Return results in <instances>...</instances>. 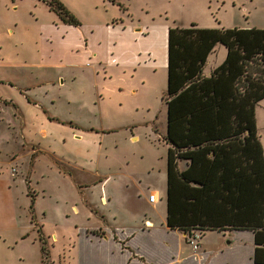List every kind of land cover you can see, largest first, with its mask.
I'll use <instances>...</instances> for the list:
<instances>
[{
	"label": "rangeland",
	"instance_id": "1",
	"mask_svg": "<svg viewBox=\"0 0 264 264\" xmlns=\"http://www.w3.org/2000/svg\"><path fill=\"white\" fill-rule=\"evenodd\" d=\"M46 1L0 0V264H158L162 250L164 262L175 254L188 256L181 264H193L192 237L198 251L208 244L203 264H252L243 243L239 258L227 263L215 230L183 236L164 228L162 97L169 27L264 28V0H58L79 19L76 27L61 23ZM65 27L72 31L66 34ZM112 43L122 44L121 52ZM254 118L264 148V99ZM111 127L117 130L101 131ZM78 153L76 164L108 175L102 186L65 164L74 165ZM70 172L90 184L80 195L92 198L106 220L88 209L75 215L68 209L76 189L74 177L65 175ZM108 190L112 200L103 203L99 194ZM150 191H158L157 207H149ZM34 193L37 216L29 208ZM146 213L153 231L134 232ZM80 223L106 227L78 231ZM110 227L134 235L129 240L113 229V238L106 234Z\"/></svg>",
	"mask_w": 264,
	"mask_h": 264
},
{
	"label": "trees",
	"instance_id": "2",
	"mask_svg": "<svg viewBox=\"0 0 264 264\" xmlns=\"http://www.w3.org/2000/svg\"><path fill=\"white\" fill-rule=\"evenodd\" d=\"M46 4L61 23L80 25L60 1ZM216 44L226 48L225 58L205 76ZM162 99L166 226L187 236L191 230L251 231L253 261L264 264V154L254 118L264 99V28L169 27ZM40 252L47 256L43 244Z\"/></svg>",
	"mask_w": 264,
	"mask_h": 264
},
{
	"label": "crops",
	"instance_id": "3",
	"mask_svg": "<svg viewBox=\"0 0 264 264\" xmlns=\"http://www.w3.org/2000/svg\"><path fill=\"white\" fill-rule=\"evenodd\" d=\"M64 24V23H63ZM67 25V24H66ZM69 26H72V25H69ZM73 27H76V26H73ZM66 28V34H68L70 31H72V28L70 27H65ZM113 44V43H112ZM90 45L92 46V44L90 43ZM115 46V44H113ZM89 46V43H86L85 44V47L82 48L83 50L84 49H87V47ZM112 46V48L116 51V52H121L122 50V44L120 45H117V46ZM93 49V48H92ZM226 48L222 45V44H216V46L214 47V49L210 52V54H208L207 58H206V62L204 64V67H203V74L205 76H209L212 72V70L218 66L225 58V55H226ZM89 52H91V55L95 56V51L94 50H89ZM89 55V54H88ZM147 56H149V53H147ZM0 83H3V82H0ZM10 85H12V83H10ZM23 91V90H22ZM20 92V91H19ZM24 92V91H23ZM22 93V92H20ZM26 99H31V97H29L27 94L25 93H22ZM33 99V98H32ZM5 100V99H3ZM28 101V100H27ZM36 101V100H35ZM28 103H31L30 101H28ZM16 104V103H15ZM33 105H37L39 108H42L43 112L48 113V111L46 110V108H44L43 106L37 104H33ZM50 120H53V121H57V122H60V123H67V125L71 126V128H76V129H80L81 131H86V130H90V131H97V129L95 128H81L79 126H74L73 123L71 121H62L61 119L57 118L56 116H48ZM151 122V121H150ZM79 127V128H77ZM84 129V130H83ZM154 129V128H153ZM114 130H117L115 127H111L109 129H101L102 132H110V131H114ZM164 134H165V131H164ZM77 137V136H76ZM131 137V140H136V136H133V135H130ZM79 138V137H78ZM162 142L165 143V141L162 139ZM165 152H164V166L162 165V168L165 167V178H166V152H167V148H168V144L165 143ZM105 150L106 147H104ZM264 150V148H263ZM44 152V151H43ZM264 153V152H263ZM80 157V154L78 153V155H74L73 156V159L75 160L74 165H69L67 163H65L67 166H69L68 168H70V170L76 174V170L77 171H80L81 173H83L85 176L87 174H91L93 175L96 180L92 181L90 184L92 185H103V183H105L106 181V178L108 177V175L106 174H103V173H99L97 170L95 171H89L88 168H84L83 166H80L78 164H76V158H79ZM162 156L160 157V162H162L161 160L163 159ZM161 166V165H160ZM185 162L184 161H179V167L180 169H183L185 167ZM63 169V168H62ZM65 174V173H64ZM66 176H69L72 178L73 176V173L70 172V174H65ZM74 186H75V191H72L75 193V202H72L69 204L68 206V209L70 208V211L72 212V214H78L79 213V210L82 209V210H89L91 213H93V215H98L100 216V218L106 220V217L99 212V209L98 207L96 206L95 202H93L92 198L90 197H81V192L85 190V188L87 189L89 187V183H85L83 181H80L76 178V176L74 175ZM166 181V179H165ZM44 192V191H43ZM42 192V193H43ZM165 192H166V184H165ZM68 193V191H67ZM150 194H154L155 195V198L153 200V202H150L149 199H148V204H149V207H157V205L155 203H157L158 199L160 200L159 198V194H158V191H150L148 193V196ZM37 194H33V197H31V200L32 201V206L34 208V213L36 214V208H35V201H36V196ZM112 197H113V194L111 191H106V192H103L102 194H99V199L101 200L102 198V201L103 203H108L109 201L112 200ZM164 200H165V193H164ZM66 206H67V202H66ZM165 208H166V203H165ZM76 212H75V211ZM44 215V214H43ZM37 216V214H36ZM66 216H68V214H66ZM90 216L89 213L86 214V217ZM147 216V213L144 214V217ZM147 223H149L147 225ZM76 227H78V231H82L84 229H87V230H98L100 228H102L103 230H105L104 228L106 227L104 224H101V226L98 227V229H90V228H87L86 226H83V224H75ZM155 227V224L153 222V220L151 219V217H145L143 220H140L139 222V226H136L133 230L134 232H136L137 230H140L141 232H151L153 231V228ZM164 228L167 230L169 229L166 224H165V217H164ZM115 230V235H120V234H125L127 236H130V238H128L129 240L132 238V236L134 235V232H131V231H128V230H123L121 228H118L116 229L115 227L111 228L110 227V231L109 232H106L107 235H110L111 237L114 238V236L111 234V231L112 230ZM169 230H172V229H169ZM177 231V230H176ZM0 232H2V229H0ZM43 232V231H42ZM216 232H219L221 234V237H220V240L223 241V243L218 246L217 248L219 249V252L224 255L225 257V261L228 263L230 260V256H236L237 258H239L238 256V251H241L242 249V243H243V250L246 254H247V260L252 263V264H256L254 261H253V252H254V248H255V243H254V240H253V233L251 231H247V230H236V229H227V230H222V231H216ZM166 233V232H165ZM104 235L102 236L101 238L102 239H106L108 236L107 235ZM182 235L184 233H181ZM94 237H96L97 241H99V236L97 237L96 234L93 235ZM184 236V235H183ZM241 237V239H239ZM99 238V239H98ZM117 238V237H116ZM132 241V240H131ZM238 242H240V244H238ZM191 247V250H192V256L193 255H196L195 256V259H198L197 256H199V260H195L194 259V263L193 264H203V259H206L208 257V253L206 251V248L208 247V244H199L201 245V251H198L197 248H195L192 243H188ZM167 248V246H166ZM170 250L172 251V253H174V250L172 248H170ZM162 253V260L161 262H159L158 264H181L183 261H185V259L188 257H185V258H180L179 256H175L172 255L171 257V260L169 262H164V257H166V254H163L164 250L160 251ZM236 258V259H237ZM166 261V260H165ZM211 263V262H210ZM209 263V264H210ZM188 264H192V263H188Z\"/></svg>",
	"mask_w": 264,
	"mask_h": 264
},
{
	"label": "built area",
	"instance_id": "4",
	"mask_svg": "<svg viewBox=\"0 0 264 264\" xmlns=\"http://www.w3.org/2000/svg\"><path fill=\"white\" fill-rule=\"evenodd\" d=\"M154 198H155V195H154V194H150V195H149V201H150V202H153ZM198 237H199V235H198ZM192 242L195 243V239H194L193 237H192L191 243H192ZM195 245H196V244H194V247L196 248Z\"/></svg>",
	"mask_w": 264,
	"mask_h": 264
}]
</instances>
